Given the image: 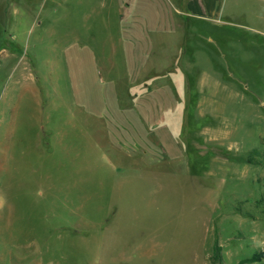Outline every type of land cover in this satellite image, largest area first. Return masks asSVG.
<instances>
[{
    "label": "rangeland",
    "instance_id": "rangeland-1",
    "mask_svg": "<svg viewBox=\"0 0 264 264\" xmlns=\"http://www.w3.org/2000/svg\"><path fill=\"white\" fill-rule=\"evenodd\" d=\"M219 3L164 44L0 0V264H264V0Z\"/></svg>",
    "mask_w": 264,
    "mask_h": 264
},
{
    "label": "crops",
    "instance_id": "crops-1",
    "mask_svg": "<svg viewBox=\"0 0 264 264\" xmlns=\"http://www.w3.org/2000/svg\"><path fill=\"white\" fill-rule=\"evenodd\" d=\"M219 2L221 0H50V7L53 13H56L57 7L55 6H59L57 14L62 16L65 15L59 13L60 7L76 8L72 18L77 20V17H79L78 21L81 22L99 23L103 31L101 34H150L152 42L156 41L152 37L154 34L159 36L158 38L161 39V42L169 44L172 33L177 34V31L183 30L184 27L186 29V22L183 19H214L221 12V3ZM152 21L162 23L163 26L151 27L150 23ZM109 24H111V27ZM112 24H115V30ZM184 34L181 33L180 37ZM114 40L116 42V37L112 38V41ZM118 42L119 39L117 40V44ZM113 46L116 50L118 45ZM149 48V50H144L143 60L139 64L142 65V70L148 69L151 75L152 73L156 74V72L168 71L172 64L169 66L165 64L167 62L171 63V60L173 61L175 56H180L178 49H176L173 55H170L165 48L157 52L151 50L153 47ZM124 63L122 61L123 66L125 65ZM122 70L124 69L122 68ZM125 77L127 76L125 75ZM124 79L129 81L128 77ZM163 80L167 82L166 79ZM118 82V79H111L110 81L113 86ZM135 83H138L140 87V81H135ZM128 86L129 84L126 85L124 93L129 98L131 95H129ZM144 86L148 87L147 84H144ZM154 86H156V83L151 84L147 88L150 94L156 89ZM168 92L171 93L170 88L166 91V94ZM142 93H139V91L136 94L133 93L132 103ZM117 96L119 95L117 94ZM82 228L78 227L79 233H82ZM113 262L119 263L118 261Z\"/></svg>",
    "mask_w": 264,
    "mask_h": 264
},
{
    "label": "trees",
    "instance_id": "trees-1",
    "mask_svg": "<svg viewBox=\"0 0 264 264\" xmlns=\"http://www.w3.org/2000/svg\"><path fill=\"white\" fill-rule=\"evenodd\" d=\"M258 151L256 149H253L250 152V155L248 157V162L252 163V164H260L261 161L258 158ZM256 155V156H255ZM258 203H264V193L261 196V198H259L257 200ZM218 247L217 245L214 246V250L213 253L211 254V258L213 259V261H220L221 257L218 251ZM262 254H257V253H253L250 256L241 258L240 260L237 261L236 264H243V263H248V262H254L257 261L261 258Z\"/></svg>",
    "mask_w": 264,
    "mask_h": 264
}]
</instances>
